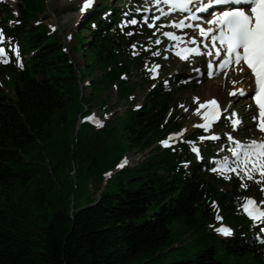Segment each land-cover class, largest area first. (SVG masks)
Instances as JSON below:
<instances>
[{
  "label": "trees",
  "instance_id": "16d2710c",
  "mask_svg": "<svg viewBox=\"0 0 264 264\" xmlns=\"http://www.w3.org/2000/svg\"><path fill=\"white\" fill-rule=\"evenodd\" d=\"M16 1L15 19L0 0V28L11 55L5 70L15 79L14 97L5 94L0 81V264H136L163 251L174 254L170 264H224L221 250L225 256L249 255L254 264H264V243L256 238L259 228L241 210L247 194L241 182L231 179L225 189L209 166L217 157L212 145L198 158L187 142L198 141L202 130L174 147L160 145L186 124L179 99L199 86L183 74L152 78L148 69L155 58L139 47L151 31L140 25L121 27L127 20L124 10L99 0L76 34L83 62L77 69L58 32L50 33L42 22L47 1ZM13 44L19 46L23 67ZM135 72L138 88L144 90L142 105L126 110L114 127L107 124L95 131L94 142L105 147L74 146L66 154L75 162L71 172L87 168L88 177L113 171L129 152L143 159L123 169L128 177L120 179L118 191H103L95 203L72 212L60 202L53 213L31 220V204L45 206L47 192L55 190L53 177L63 167L61 160L53 166L49 159L56 136L91 111L89 102L102 100L104 107L103 96L112 88L119 90L121 100L131 98ZM85 81L91 87L87 104L81 89ZM109 141L115 143L110 147ZM111 148L118 153L107 159ZM217 215L233 229L231 236L221 238L213 231ZM174 224L180 226L178 241Z\"/></svg>",
  "mask_w": 264,
  "mask_h": 264
},
{
  "label": "rangeland",
  "instance_id": "374dc122",
  "mask_svg": "<svg viewBox=\"0 0 264 264\" xmlns=\"http://www.w3.org/2000/svg\"><path fill=\"white\" fill-rule=\"evenodd\" d=\"M46 1L47 7L46 13L44 15L47 16V19H44L42 21L43 24L48 28L50 33H54L55 31L58 32L65 45L66 53L70 55L76 68L80 69L83 65V62L80 58L82 52H79L76 49L78 40L76 34L78 33L79 27H83L84 21L86 19L85 11L81 10L84 0ZM118 1L119 0H112V3L110 2V4H113L114 6L120 7L122 9L127 8L129 10V14L131 13L130 9H132V13L138 14L139 11H137V8L144 11L145 9H147L143 8L145 5L147 7L151 5V2L149 3V0H121L120 4L118 3ZM3 2L12 9L14 17L16 19L19 16V12L17 10V1L3 0ZM13 23L14 22L12 21L8 25L10 26ZM164 31L159 29L155 30V34L151 35V39L147 38L145 40V43L149 44L148 49L160 51V55L157 56V58H159L160 60H158L155 64H158L161 67L159 69H156L155 72H159L163 76L162 78L167 75L177 73L186 75L190 74L193 76L192 78H196L199 84V87L196 91L187 92L182 97H180L178 106L179 110L188 115V124L185 127L186 131L182 132L187 135L198 129L194 125H199V123L202 121V116L196 113L195 110L199 108L200 104L204 101L215 97L222 102L225 109L230 110L231 108H236L240 111L243 124L235 130L232 128L229 130V133H231L233 137H237L241 142H250L253 139L262 140V137L257 132L255 120L253 119L254 115L249 98V93L252 89V85L251 83H248V74H245L243 76L241 75L242 77L239 76L241 71H239L240 68H238L235 70H231L229 73L222 72L219 75H216L215 78L211 80L205 79V69L207 68L206 61H208L207 59L209 57L206 56V58L205 56L201 55H193L190 60H183L180 56L176 55V52L179 50L174 49V44L172 43V41L168 40V37L163 36L162 33ZM183 37L186 36L183 35ZM86 39H88V37H86ZM156 39H160L161 44H155L154 41ZM140 44H142V42ZM3 45L4 44L0 42V46ZM15 46L16 44H13V48ZM5 53L6 55L0 56V81L3 82L5 86V94L9 97H14L15 79L13 75L9 74L5 70L6 66L10 63L9 54L6 48ZM4 59H8L9 62L4 63ZM194 68H199L200 71H193ZM233 80L238 81V83L233 84ZM139 83L140 79L137 72H135V76L131 80L130 84L133 88L131 98L121 100L119 98V90H117L116 88H112L105 96H103V101H106V105L104 107H101L100 105V102L102 100H93L89 102L91 111L86 114H82L75 126L69 125L66 129L62 128V132L56 136L55 141L53 142V146L49 154V159H51L53 166L57 165L58 160H61L63 162V167L57 170L55 176L53 177V180L55 181V190L54 192L52 191L53 194L52 192H47L50 197L48 198V201H46L45 206H38L37 203L31 204L30 207L33 213L31 220H41V216L44 215L47 211L53 213L60 202L64 207L68 208L70 212H72L74 209L86 207L92 203H95L99 195L103 191L105 193L118 191L121 178L127 181V170H122L115 178L112 177V174L106 175L107 173H113L114 171L119 170V167H116L113 171H105L104 169L101 171H97L90 177H88L90 171L87 168L83 169L80 174H77L78 169L76 167L71 172L72 166L75 165V162L69 161V159L67 158L66 150L68 148L72 149L74 148V146L75 150H78L82 145H88L90 150H92L96 146L97 150H100L101 146L105 147V145L98 146V144L96 145V143L94 142L93 136H95V131L105 127L107 124H109L110 127H114L117 119L121 117L126 112V110H128L129 108H136L137 105H142L144 100V90L142 88H138ZM87 85H89L88 81H85V83L81 85L85 103L86 100L90 98L89 95L91 93V87ZM233 89H243L246 95L242 96L239 94V92H237L235 96L230 95L229 93ZM195 97H199V101L194 100ZM180 105H183L184 107H180ZM185 108L187 109V111H185ZM200 110L202 112L203 109ZM86 115L87 117H89L90 115L99 117L102 125L100 127L89 126L90 124L86 119H84ZM82 125L85 126L80 129ZM244 128H246L247 130L245 132V138H243L244 133L242 134L241 132V130H243ZM212 131L222 133L223 128L221 126H216ZM206 140L207 139L203 140L202 143ZM77 141H79V146H76ZM114 143V141H109L110 147ZM109 145H106L107 150L109 149ZM117 153L118 151H116L114 148H111V150H109L108 152L107 159L112 158ZM125 158H127L128 160V165H125L124 169H127L135 166L138 163L139 159L143 158V155H137L129 152L125 154V156H123V160H125ZM231 159L234 158L231 156L229 160ZM102 161H104V164L108 163L107 160L102 159ZM102 161L100 160L101 164ZM218 168H220V165L218 166ZM220 171L222 172V178L225 182L226 177L230 176V174L242 180L240 177L235 175V173H230L223 170ZM108 180L109 186L107 187L106 183ZM243 181H245V183L243 184H247V187L249 186V183L253 186L256 183L255 179H247L246 177L245 179H243ZM260 182L262 183V186H260V191L264 192V190H262L264 189V178H261ZM260 182L256 184L258 185L260 184ZM228 185L229 183L226 182L224 188H227L229 190ZM248 196H254L261 199V197L257 194L255 188L252 194H248L247 197ZM179 228L180 226L178 224H174L173 230L175 232L177 241ZM215 229L216 227L214 228V231H216ZM219 234L224 235L222 233ZM180 242L181 241H179L178 243ZM195 250L197 251L199 249ZM219 257L222 259L224 264H254L252 257L249 255L243 257H230L225 256L224 252L221 250L219 252ZM172 259H174V254L172 252L165 255L163 251L162 254L157 258H145L142 261L140 260L136 262V264H170Z\"/></svg>",
  "mask_w": 264,
  "mask_h": 264
},
{
  "label": "snow or ice",
  "instance_id": "6c2138e0",
  "mask_svg": "<svg viewBox=\"0 0 264 264\" xmlns=\"http://www.w3.org/2000/svg\"><path fill=\"white\" fill-rule=\"evenodd\" d=\"M151 0H149V3ZM93 3V0H84L82 11L87 10L89 6ZM165 4L171 7L167 12L179 11L182 13L192 12L193 15L190 17L193 21H199L203 19L201 15H196V13L209 12L210 19H206L207 27L202 26L199 23H194L193 25H187L185 20L188 17H184L182 20H172L170 25L177 29H184L187 27H193L198 29L199 36L204 37V40L198 41L195 35L189 36L185 41L183 36L177 35L173 31H164L162 34L164 37H168L175 40L178 43L176 46L180 47L182 43H188L192 46L184 47L182 51H177L176 55L180 56L183 60H188L190 56L193 55H204L208 57L216 56L218 58L217 66L220 69H225L226 67H235L243 62L247 68L250 70L251 74L254 76L256 88L253 90V96L255 104L259 109V116H254V120H258L257 127L261 132H264V0H155V4ZM215 5H224L220 10L210 11ZM242 5V6H239ZM140 9L137 8V11ZM147 10V9H145ZM167 12L162 13V15H167ZM160 20L161 16L155 17H145V20ZM18 22V21H17ZM138 21L136 18H131L124 20L121 27L124 25H137ZM150 27L155 25L149 24ZM168 25H164L167 27ZM95 27V25H93ZM132 33H129L131 35ZM155 34V33H153ZM4 32L0 29V42L4 41ZM151 39V37H149ZM155 44H161L160 39L154 41ZM203 46V49L201 47ZM220 45V46H217ZM133 48L137 45L133 44ZM148 47V46H145ZM204 50H207L206 53ZM13 52L17 57V62L20 67H23V62L20 60L19 46L16 45L13 48ZM133 52V55H136ZM6 55L5 48L0 46V56ZM152 55L159 56L160 51H154ZM4 63H8V59L3 60ZM160 65H155L154 68L149 69L155 72L159 69ZM208 75H212L213 63L211 61L207 64ZM193 71L199 72V68H194ZM239 71H243L240 68ZM155 78V76L153 77ZM233 84L238 83V81L233 80ZM167 84V81H165ZM155 87V85H153ZM239 92L240 95H246L243 89H233L229 94L235 96ZM194 100L199 101V97H195ZM140 107V105H137ZM180 107H184L180 105ZM203 108L205 111L201 112L200 109ZM185 111L187 109L185 108ZM196 113L202 116L204 123L199 125H194L196 127L208 129L211 127L212 122L220 118V103L213 97L208 99L204 103L200 104L197 108ZM232 116H237L238 114L233 110L230 114ZM84 119L96 120L95 116L85 117ZM99 123V121H97ZM233 129L242 123L239 118L233 119L232 121ZM183 131H186L183 130ZM182 135L181 133H172L168 138L161 141L164 146H170L171 143L176 142V137ZM227 138L233 141V147L230 149L231 156L234 159L229 160L225 157L223 162L220 163V170L227 171L230 173H235L242 180L245 179H255L257 183L260 182L261 178H264V140L253 139L248 143H242L240 140L233 137L231 133L227 134ZM205 139L219 140L220 136L217 133H213L210 137L200 136L199 140L203 141ZM192 145V151L200 157V148L196 146V141H187ZM128 163L127 158H125L124 163L119 164L118 167H124ZM188 163V162H185ZM212 171H218L216 167L211 169ZM112 173H107L106 175H111ZM226 178H231L228 176ZM243 187H247V184H242ZM264 190V189H262ZM215 205V202H213ZM243 211L248 215L254 224L259 228V232L256 233V238L259 242L264 243V201H260L259 204L254 198H245V203L241 205ZM217 220H222L223 218L219 215L216 217ZM217 232L224 235H231L233 229L230 226H221L215 229Z\"/></svg>",
  "mask_w": 264,
  "mask_h": 264
},
{
  "label": "bare ground",
  "instance_id": "6f19581e",
  "mask_svg": "<svg viewBox=\"0 0 264 264\" xmlns=\"http://www.w3.org/2000/svg\"><path fill=\"white\" fill-rule=\"evenodd\" d=\"M151 3L154 4V3H155V0H151ZM169 31H170V30H169ZM171 41H172V43H178L177 41L172 40V39H171ZM185 41H187V40H185ZM187 44H188V43H186V42L180 44V46H181L180 48L183 49L184 46H186ZM182 49H181V51H182ZM227 69H228V67L225 68L226 72L228 71ZM247 72H248L247 69L243 68V71L240 72V75H239V76H241V75L243 76V75H245ZM242 76H241V77H242ZM246 80H247V79H246ZM249 82H250V80H248V83H249ZM206 101H207V100H206ZM202 109H203V108H202ZM200 111H201V110H200ZM203 111H205V109H203L202 112H203ZM209 166H211V164H209Z\"/></svg>",
  "mask_w": 264,
  "mask_h": 264
}]
</instances>
